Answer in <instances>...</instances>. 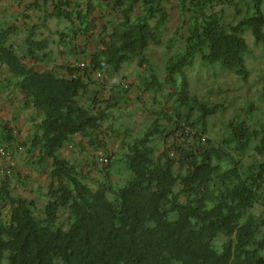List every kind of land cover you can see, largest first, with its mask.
Segmentation results:
<instances>
[{
  "label": "trees",
  "instance_id": "obj_1",
  "mask_svg": "<svg viewBox=\"0 0 264 264\" xmlns=\"http://www.w3.org/2000/svg\"><path fill=\"white\" fill-rule=\"evenodd\" d=\"M38 1L51 6L41 19L44 28L48 18L69 22L61 42L67 34L94 36L89 16L95 6L119 10L120 17L102 26L82 65L45 69L33 64L48 56L37 26L0 24V91L12 86L34 111V129L28 142L20 143L29 166L46 174L39 208L36 198L12 191L10 178L20 174L4 171L0 264H264V120L254 116L256 105L250 103L243 116L228 118L224 130L211 136L207 118L225 105L199 100L186 73L198 57L245 79V33L264 47L261 0H253V10L234 22L214 10L213 0H178L183 31L166 37L162 0H83L85 9L70 8L72 0L33 4ZM135 7L139 11L133 13ZM24 30L18 47L14 38ZM150 45L174 48L160 72L146 52ZM73 51L80 52L75 46ZM133 59L140 92L155 102L166 94V101L147 108L148 122L140 132L115 130L123 151L104 150L98 157L117 164L116 172L128 171L124 183L113 185L107 171L93 186L62 150L74 144L105 149L102 125L122 102L117 93L130 86L114 85L100 99L97 90L90 96L87 90L96 74L119 72ZM14 140L11 127L1 124L0 145ZM62 214L66 227L58 224Z\"/></svg>",
  "mask_w": 264,
  "mask_h": 264
},
{
  "label": "rangeland",
  "instance_id": "obj_2",
  "mask_svg": "<svg viewBox=\"0 0 264 264\" xmlns=\"http://www.w3.org/2000/svg\"><path fill=\"white\" fill-rule=\"evenodd\" d=\"M162 3L165 4L168 12V23L164 37L173 34L175 31L182 32L183 28H179L182 22L179 13V1L162 0ZM77 4L81 9L86 8L83 0H72L70 8H76ZM212 4L214 10H221L225 20L231 22L250 13L254 6L253 0H213ZM189 7H191V4H189ZM261 7L264 9V0H261ZM50 8V4L44 6L41 1L34 5L33 0H0V24H13L23 29L26 28V25L37 26L38 36L47 40L48 56L43 61L33 62L39 69L54 68L68 63L82 65L81 63L87 57L86 55L95 48L96 35L102 32V26L108 25L110 20L115 21L120 17L119 10H114L111 7L95 6L93 13L89 16L94 36L89 39L86 36L79 35L76 39H71L70 34H67L61 42L60 34L68 31L69 22L64 18H48L46 21L47 27L44 28L41 19ZM138 11V7H135L133 13ZM25 34L26 30L14 38L13 42L16 46L22 45ZM245 38L249 45V50L245 55L249 72L245 79L220 68L218 65H204L198 57L186 68L189 89L192 94L204 102H217L225 105L223 112L207 118L208 131L213 137L218 136L224 130L223 125L228 118L243 116L244 110L248 109L250 103L256 105L254 116L264 120V98H262L264 97V47L261 44H256L249 32L245 33ZM74 46L80 52L73 53ZM173 49H167L165 45H150L146 51L158 72L161 71L164 60ZM57 70L61 72L59 68ZM138 72L139 67L136 65V60L133 59L129 64L123 65L119 72H109L101 74V76L96 74L94 81L88 87L87 96L92 95L97 90L96 94L100 99L108 95L110 88L114 85L130 86L127 93H123L119 89L120 92L117 94L124 96L122 102L120 106L110 110L112 116L102 125L103 137L106 141L105 149L99 147L93 151L82 149L79 144H74L65 146L62 150L71 161L79 166L82 174L86 176L85 180L93 186L104 180L107 171L112 173L110 180L113 185L124 183L129 176V172L125 170L116 172L115 165L117 164H108V161L101 162L98 157L105 156L104 150L111 154L123 151V149H119V140L115 130L128 127L132 134L140 132L148 122L147 108L160 107L166 101V94L162 93L163 96H159L155 102L149 93L140 92L136 82ZM3 75L4 73L0 72V78ZM99 81H103V86L98 85ZM34 116V111L26 105L21 92L15 90L12 86H6L0 91V135L1 124L5 123L11 127L16 138L10 143L0 145V183L4 177V171L12 170L14 173L20 174L19 179L16 177L10 178L12 191L27 198H36L38 200L37 205L41 208L45 197L42 195L43 189L39 185L45 182L46 174L37 172V169L29 166L25 145L20 143L28 142V135L34 129ZM108 123H110L112 129L108 128ZM190 139L193 140L192 137ZM77 140H79V137L76 138ZM251 152L249 151V153ZM115 157L112 155L111 159ZM47 167L44 166L43 169L46 170ZM261 209V206L257 204L254 212L258 213ZM58 224L62 227L67 226L66 214L60 216Z\"/></svg>",
  "mask_w": 264,
  "mask_h": 264
}]
</instances>
